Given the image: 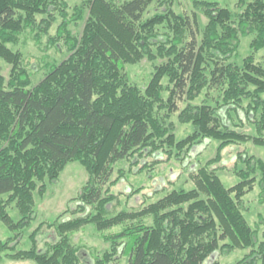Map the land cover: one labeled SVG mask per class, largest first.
Returning a JSON list of instances; mask_svg holds the SVG:
<instances>
[{
  "label": "trees",
  "instance_id": "1",
  "mask_svg": "<svg viewBox=\"0 0 264 264\" xmlns=\"http://www.w3.org/2000/svg\"><path fill=\"white\" fill-rule=\"evenodd\" d=\"M173 4L90 0L78 37L69 28L65 0H0V61L11 65L8 79L0 66V220L14 230L31 226L36 192L44 195L46 181L59 180L70 162H80L89 175L74 198L76 209L65 211L72 216L41 222L29 250H17L19 234L0 240V261L6 253L37 264H111L120 251L129 264H221L218 253L250 249L234 264H264V232L258 239L241 206L258 172L264 187V161L240 153L243 167L232 169L240 181L231 187L222 182L217 166L233 143L251 140L264 146V65L254 56L264 50V0H238V14L217 1L195 0L208 20L200 41L193 17L175 13ZM152 5L162 11L147 16ZM57 13L62 22L50 44L64 40L69 55L34 85L23 54L10 44L19 42L25 28L49 33ZM71 17L82 20L83 8L76 7ZM250 35L253 53L242 64L234 62L241 36ZM146 58L162 62L142 89L130 81L126 66ZM205 90L207 97L218 91L220 99L194 102ZM180 101H186L182 109ZM224 108L244 113L241 124L252 123L255 134L223 123L219 110ZM176 112L181 123L194 126L180 140L175 123L168 121ZM207 140L219 142L217 154L189 171L193 188L172 189L139 210L109 214L108 205L116 199L110 191L115 163L137 153L185 161ZM13 206L21 214L18 221L8 212ZM88 224L112 246L92 263L72 241L74 232ZM120 225V231L107 233ZM44 226L54 228L58 240L41 251L37 235Z\"/></svg>",
  "mask_w": 264,
  "mask_h": 264
},
{
  "label": "rangeland",
  "instance_id": "2",
  "mask_svg": "<svg viewBox=\"0 0 264 264\" xmlns=\"http://www.w3.org/2000/svg\"><path fill=\"white\" fill-rule=\"evenodd\" d=\"M69 5V16L71 22L70 30L75 36H81L85 20L89 13L90 0H65ZM195 0H174L172 9L177 14H190L196 22L198 40L203 37L207 18L204 13L194 6ZM217 1L221 5L228 7L233 13L238 14V0H210ZM83 8V19L76 21L72 20L75 8ZM161 7L152 5L147 16H151L156 12H161ZM42 16H38L41 19ZM62 22V17L59 13L56 14V20L49 30V33H41L38 29L31 30L25 28L20 35V40L17 44H10V47L15 51H20L23 54V66L28 69L31 74L34 85L39 83L46 74L51 70L53 65L61 63L69 55L68 49L64 40L57 44H50V38L57 36V30ZM38 36L40 38H38ZM252 35L241 36V44L237 56L232 60L242 64L244 58L252 54L250 42ZM256 62L263 63L264 50L254 53ZM161 60L151 61L144 59L135 64H128L126 72L130 81L140 88L145 89L152 78L155 71V66L160 64ZM1 72L8 79L11 65L5 61H0ZM167 84V79L163 81ZM167 96L168 92L165 91ZM211 97L219 98L218 91H211ZM211 97L206 96V90L194 101L196 103L210 102ZM249 100L244 101V105L248 104ZM215 105V102H212ZM186 105V101H180L179 107L182 109ZM165 111V110H164ZM230 113L228 118L227 114ZM219 115L223 123H226L234 129L248 134H255L253 124L248 121H243L241 124L240 118H244V113L235 111L228 112L226 109H220ZM168 121L174 122V132L178 140L183 139L194 131L192 124L181 123L178 119V113L171 114ZM219 142L209 141L202 143L200 147L195 148L192 156L181 161L180 158L173 155L171 159L166 158L164 153L148 155L137 153L126 159L119 160L114 165L112 179L114 183L110 185L111 193L116 195V199L108 205L109 214L115 215L122 211H135L142 208L143 205L156 201L161 198L167 191L172 189L194 187L192 179L189 176V171L195 170L199 165H204L206 162L213 159L217 154ZM174 154L176 150H173ZM253 155L257 159L264 161V146L255 144L251 140L233 143L226 147L222 152V160L217 165L221 167L218 170V176L227 187H231L240 181V178L233 172L234 166L243 167V163L239 161L240 153ZM261 174L258 172L257 182L249 193L246 194L242 201V209L249 221L250 225L257 231L258 239L263 238L264 232V192L263 186L259 179ZM89 179L88 172L78 161L70 162L62 172L59 180L51 182L46 181L47 191L44 195L36 192V218L32 221L31 226L22 229L14 230L9 227L4 221L0 220V240L7 241L10 238L20 235L17 244V250H29L33 246L32 232L40 225L41 222H52L61 214H64L63 219L72 216L71 212L66 210L76 209L78 202L74 198L78 197L83 187ZM106 187H109L108 185ZM166 189V191L160 189ZM91 209V208H88ZM9 214L14 221L21 218V214L16 207L8 208ZM90 212V211H89ZM88 213V212H87ZM122 225L108 231L107 233L120 231ZM58 240L57 232L54 228L44 226L37 235L39 250L47 249L49 243ZM73 243L81 248L85 254L84 257L90 261L96 255H103L104 252L112 249L111 243L104 239L103 233L94 225L88 224L72 235ZM121 248V247H120ZM119 248V249H120ZM250 252V249H236L230 252L218 253L217 257L221 264H234L242 260V258ZM0 264H37L33 260H13L3 253ZM111 264H129L127 255L118 253V257Z\"/></svg>",
  "mask_w": 264,
  "mask_h": 264
}]
</instances>
